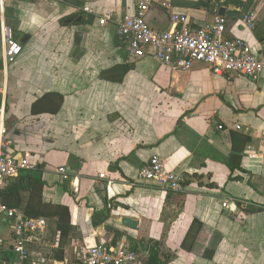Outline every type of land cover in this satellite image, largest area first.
I'll use <instances>...</instances> for the list:
<instances>
[{
	"label": "crops",
	"instance_id": "0c3cea01",
	"mask_svg": "<svg viewBox=\"0 0 264 264\" xmlns=\"http://www.w3.org/2000/svg\"><path fill=\"white\" fill-rule=\"evenodd\" d=\"M207 1L159 0L165 6L153 4L146 22L166 29L177 14L198 28L224 5L237 12L223 16L225 34L242 38L253 53L264 47V0L199 4ZM84 5L92 12L83 11ZM78 11L84 13L82 22L62 23ZM133 12L134 0L4 1L5 22L22 52L4 67L0 46V101L5 98L15 153L42 166V200L69 210L72 228L63 263L78 264L81 247L128 248L133 238L157 242L167 264H264V72L256 78L218 75L198 62L172 71L151 57L134 59L118 44L114 24L98 23L105 13L121 18ZM248 12L254 14L253 29L243 20ZM95 23L114 30L100 34L99 44L91 32ZM108 39L112 42L105 43ZM126 64L132 66L125 72L101 74ZM48 92L62 96L59 110L32 114L31 104ZM231 132L241 149L240 168L233 172L226 165ZM238 135L250 140L243 146ZM152 156L165 170L186 175L179 190L139 178V167ZM60 166L67 180L61 179ZM122 215L136 217V229L121 225ZM45 218L52 257L57 220ZM194 219L222 235L211 258L181 246ZM136 253L134 264H146L147 252Z\"/></svg>",
	"mask_w": 264,
	"mask_h": 264
},
{
	"label": "built area",
	"instance_id": "2783aa9c",
	"mask_svg": "<svg viewBox=\"0 0 264 264\" xmlns=\"http://www.w3.org/2000/svg\"><path fill=\"white\" fill-rule=\"evenodd\" d=\"M5 0H0V46L3 66L22 52V45L15 40L13 29L3 16ZM65 1V0H60ZM90 1V0H82ZM159 0H134V12L121 18L105 13L98 18L99 25L113 23L118 44L134 59L151 57L172 71L189 69L198 62L207 66L213 73L222 75L235 73L256 78L264 72V47L256 53L247 49L242 38L225 34L226 20L214 15L212 22L193 28L187 25L182 15H172L170 26L166 29L151 27L146 22L150 7ZM165 6V4L160 3ZM85 12H92L89 6H82ZM248 28L253 29V12L244 15ZM5 98L0 101V189L17 177L19 170L32 169L35 163L25 156L16 154L6 127ZM218 129L222 126L218 125ZM62 180L69 178L64 166L57 169ZM139 178L156 180L162 187L179 190L187 177L182 172L168 171L158 156L150 157L139 167ZM108 198H111L107 192ZM233 204L238 207L236 202ZM227 207V202H222ZM0 214L7 217L8 230L0 233V251L8 248L15 254L13 259L0 258V264H49L54 242L44 235L48 218L28 217L16 208H6L0 202ZM10 246L12 247L10 249ZM137 253L130 248H117L100 243L80 248L78 264H134Z\"/></svg>",
	"mask_w": 264,
	"mask_h": 264
},
{
	"label": "trees",
	"instance_id": "16d2710c",
	"mask_svg": "<svg viewBox=\"0 0 264 264\" xmlns=\"http://www.w3.org/2000/svg\"><path fill=\"white\" fill-rule=\"evenodd\" d=\"M200 2V5L206 6L208 2ZM221 0H213L215 7L220 4ZM229 0H223V3L227 4ZM82 14H71L62 20L65 23L66 19H75ZM90 17L86 22H91ZM79 22H82V17ZM14 38L17 40L16 34L13 31ZM18 41V40H17ZM122 58L126 60L125 53L121 54ZM131 64L117 65L113 68L102 71L104 78H110L113 72H118L121 68L123 71H127L131 68ZM121 72V71H120ZM122 72V73H124ZM117 77V76H116ZM122 74L118 76L115 81H120ZM62 103V96L48 92L36 99L30 106V112L32 114L40 113H56ZM234 132H231L232 152L226 161V165L231 172L235 168H240V151L241 149L236 148ZM238 140L244 146L246 142L250 140L248 136L238 135ZM232 162H236L235 166ZM43 169L41 165H35L32 169H21L17 177L10 181L4 188L0 189V202L6 208H16L22 210V212L28 217H56V248L53 252V256L50 259L49 264L63 260V250L67 244L69 234L71 233V220L70 213L66 206L60 204H52L44 202L42 200V191L45 182L42 178ZM230 179L232 177H229ZM187 181V180H186ZM185 181V182H186ZM184 182V183H185ZM108 200V199H107ZM9 220L6 216L0 214V225L8 224ZM129 237H127L128 239ZM222 235L211 228H208L200 221L194 219L181 243L182 248L185 250L201 257L211 258L221 241ZM128 248L135 251H146L147 262L146 264H167L168 255L162 251L157 242H150L144 244L142 240L135 241L133 238H129ZM15 254L12 253L8 248H4L0 251V258L13 259Z\"/></svg>",
	"mask_w": 264,
	"mask_h": 264
},
{
	"label": "water",
	"instance_id": "95a60500",
	"mask_svg": "<svg viewBox=\"0 0 264 264\" xmlns=\"http://www.w3.org/2000/svg\"><path fill=\"white\" fill-rule=\"evenodd\" d=\"M217 15L220 16H228V17H233L237 15V12L233 11V9L231 7H226L224 5L219 6L218 10H217ZM81 19V16H78L75 20L78 21ZM70 21V20H68ZM25 40V39H23ZM119 223H121V225L128 227L130 229H136L138 221L136 219V217L130 216V215H122L119 218ZM2 234V233H1ZM12 247L10 246V249ZM54 264H64L63 261H57Z\"/></svg>",
	"mask_w": 264,
	"mask_h": 264
},
{
	"label": "rangeland",
	"instance_id": "374dc122",
	"mask_svg": "<svg viewBox=\"0 0 264 264\" xmlns=\"http://www.w3.org/2000/svg\"><path fill=\"white\" fill-rule=\"evenodd\" d=\"M77 14H84V13H81L80 11H78V12H76ZM91 32H92V34L95 36V44H99V43H101V42H103V40H101L100 39V34H105L106 35V32L108 33V34H113V32H114V30L111 28V27H100L99 25H98V23H95L94 25H93V27L91 28ZM109 38V37H108ZM109 41H106L105 43H111L112 42V40H110V39H108ZM111 41V42H110ZM110 48H111V46H109ZM152 63H153V61L152 60H150ZM7 230H8V224H1L0 225V233H2V235H5V233L7 232Z\"/></svg>",
	"mask_w": 264,
	"mask_h": 264
}]
</instances>
